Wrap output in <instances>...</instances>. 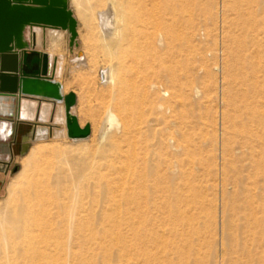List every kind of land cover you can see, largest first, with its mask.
Returning a JSON list of instances; mask_svg holds the SVG:
<instances>
[{
	"label": "bare ground",
	"instance_id": "6f19581e",
	"mask_svg": "<svg viewBox=\"0 0 264 264\" xmlns=\"http://www.w3.org/2000/svg\"><path fill=\"white\" fill-rule=\"evenodd\" d=\"M70 3L111 55L117 51L132 52L138 80L130 92L131 108L123 114L126 117L117 126L112 150L105 153L103 161L80 158L70 173L65 170L54 173L48 167L38 166L32 177L27 178L22 170L12 179L11 202L5 205L7 213L0 208L8 228L3 232L7 259L4 258L9 262L6 264H114L117 244L122 264H156L157 258L163 259L160 264H191L183 252L186 245L194 246V241L183 238L191 228L185 215L179 214L184 220L173 232L176 240L166 241L162 247L146 238L149 233L146 229L135 231L129 238L120 233L117 240L112 228L116 227L115 214L134 219L154 213L162 216L179 213V185L163 169L176 173L181 166L178 154L193 145L196 134L193 114L198 89L191 67L197 51L195 2L89 0L84 4L82 0H70ZM253 3L248 1L247 10L238 2L226 5V11L235 15L228 27L227 108L236 116H226V122L234 130L226 131L225 154L233 152L232 143L239 144L256 161L258 145L264 143V70L255 61L246 62L250 48L258 50V15L251 10ZM33 28L41 27L32 26L31 34ZM26 29L24 39L32 47L34 39L31 42V36H26ZM36 37L40 41L39 33ZM52 37L54 42L59 38L55 32ZM83 59V53H79L76 61ZM116 76L112 66L100 72L104 85L117 84ZM183 107H187V112ZM8 113L9 105L0 98V114ZM71 116H76L72 110ZM47 152L33 146L28 156L36 158ZM65 163L70 164L71 160L66 159ZM244 192L242 208L237 207L236 200L223 205L221 264H264V201L258 204L253 191ZM99 204L106 224L102 231L96 229L94 218H90ZM212 219L216 226V215ZM128 226L134 227V223L131 221ZM215 232L211 252L217 248ZM193 235L192 238L196 237Z\"/></svg>",
	"mask_w": 264,
	"mask_h": 264
},
{
	"label": "rangeland",
	"instance_id": "374dc122",
	"mask_svg": "<svg viewBox=\"0 0 264 264\" xmlns=\"http://www.w3.org/2000/svg\"><path fill=\"white\" fill-rule=\"evenodd\" d=\"M248 1L194 0L196 14L194 45L197 51L194 54V63H191V67L195 76L194 85L198 89V95L194 99L193 114L196 134L193 145L187 151L178 154L181 166L176 173L169 171L167 168L163 169V172L166 171L167 173L166 176L171 180L176 179L179 185V193L181 195L179 213H168L165 216L154 213L143 218L134 219L126 214H115L116 227H113L112 230L116 234L117 240L120 233L124 234V237L129 238L135 231L146 229L149 232L146 238L154 240L155 246L162 247L166 241L173 242L176 240L173 232L178 229V224L183 223V220L187 219L191 222V228L186 231L187 233L183 234V238H187L186 240L188 241H194V246L186 245L184 248L186 250L183 249L184 255L189 257L191 264L194 261H197V264L200 262L203 264H221V218L223 205L226 202L231 203L236 200L239 201L237 207L242 208L244 197L246 196L244 191L247 189L254 192V200L258 204L263 203L264 143L258 145V159L256 161H253L248 151L244 148L242 150L239 144L232 143L233 152L229 156L225 154L226 131L232 132L234 130L231 126L232 124L230 125V123L226 122V116H236V113L231 108H227L228 27L230 19H234L235 15L226 11V5L238 2L242 8L247 10ZM82 2L86 4L89 0H82ZM253 2L251 10L258 15V50L249 47L250 50L246 62H257L262 66L261 70L263 71L264 0H253ZM68 4L78 23L76 45L70 46L69 32L61 29L55 31L41 27L40 31L39 28H33L31 34L32 26H29L30 28L27 27L26 29V36H31V42L34 39L33 43L36 48L44 51H49L53 33L55 32L59 36L54 43H56V54H61L64 57L63 76L60 79L63 81L64 86L69 84L66 87V89L68 87L70 89H67L69 90L67 91L68 93L74 92L76 94L77 102L72 109V113L78 117L82 127L86 124L91 125V134L84 140H72L67 136L66 127L56 123L53 135H46L42 139H34L31 142V148L33 146L41 147L47 149L48 152L43 156L30 158L28 156L30 148L25 155L20 154L18 156L15 163V167L18 170L8 175L0 195V208H4L2 213H7L5 205L11 202L9 186L12 179L20 171L23 170L27 178L36 174L38 166L48 167L47 169L49 171L52 169L54 173L64 170L70 173L80 158L90 160L94 157L93 159L99 160L98 158H100L102 160L105 153L112 150V144L118 135L117 126L122 124L126 117L123 114L131 108L130 96L134 84L138 80V74L136 73L137 63L133 62L130 55L132 52L117 51L111 55L110 51L103 47L96 34L91 31L89 24L76 14L70 0H68ZM211 11H213L212 14ZM234 27H232L233 31H235ZM37 33L42 38L41 45L37 40ZM251 44L252 41H249L248 45ZM79 53H83L84 59L76 61ZM109 66L115 67L117 75V84L115 85H104L101 83L100 72ZM237 73L242 74L240 70ZM249 75L251 74L249 73ZM185 108L183 107L185 112H187L188 109L187 107ZM57 110L58 106L56 105L54 113H58ZM110 115L114 117L112 120ZM110 122L112 123L110 124ZM60 131H63V133L57 138L56 136ZM18 149L21 151V146ZM66 159L71 160V163H65ZM254 175L257 176L254 177ZM24 189L25 187L19 192L18 197L21 196ZM100 207V204L94 207L95 212L90 214V218H94V222L97 224L96 229L102 231L106 224L104 223L105 216L100 212ZM179 214L187 217L183 219V216H179ZM214 215L217 218L216 226L212 219ZM3 217L0 215V264L9 263L6 260V242L3 240V232L6 233L8 228ZM130 220L134 223V227L128 226L129 222H131ZM170 227L173 228L170 229ZM161 230L163 232L166 231L167 234ZM213 230H216V252H211L213 243L211 241L214 239ZM203 231L205 234L202 233ZM199 232L201 233L199 234ZM162 233L163 237L161 236ZM192 235L194 236L193 238ZM156 261L158 262L156 264H160L163 259L157 258ZM114 264H122L119 244L116 246ZM124 264H127V262H124Z\"/></svg>",
	"mask_w": 264,
	"mask_h": 264
},
{
	"label": "water",
	"instance_id": "95a60500",
	"mask_svg": "<svg viewBox=\"0 0 264 264\" xmlns=\"http://www.w3.org/2000/svg\"><path fill=\"white\" fill-rule=\"evenodd\" d=\"M77 25L67 0H0V98L32 97L50 101L54 106L63 104L68 137L87 138L91 125L81 127L77 116H71L76 94H64L62 84L54 78L57 61H51L48 53L38 51L34 43L30 47L24 39L26 27L56 28L68 31L70 46H74ZM35 124V131L22 138L21 155L29 151L37 138L40 124Z\"/></svg>",
	"mask_w": 264,
	"mask_h": 264
},
{
	"label": "crops",
	"instance_id": "0c3cea01",
	"mask_svg": "<svg viewBox=\"0 0 264 264\" xmlns=\"http://www.w3.org/2000/svg\"><path fill=\"white\" fill-rule=\"evenodd\" d=\"M39 30L41 31V29ZM41 43L42 38H40L39 41L40 45ZM55 45L56 43H54L51 38L49 51L36 49L38 51L48 53L53 57V61H57L56 74L54 78L62 84L63 93L67 94V91L70 89H66L67 91H65V88L69 84L64 86L63 81L60 79L63 76L64 57L61 54H56L57 49ZM2 99L9 105L10 113L0 114V195L8 175L11 172H15L16 159L20 156L18 148L22 144V138L26 135V133L31 134L35 131V123L40 124L38 135L42 134V136L53 135L56 123L66 127L63 105H58V113H54L55 106L52 102L47 100H38L32 97L21 99L18 97H2ZM20 106L22 107L21 117H19Z\"/></svg>",
	"mask_w": 264,
	"mask_h": 264
}]
</instances>
